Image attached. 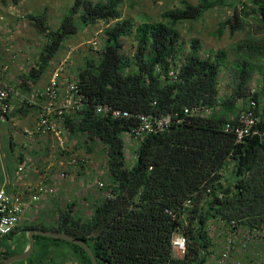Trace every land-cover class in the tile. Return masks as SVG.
Masks as SVG:
<instances>
[{
  "label": "trees",
  "instance_id": "trees-1",
  "mask_svg": "<svg viewBox=\"0 0 264 264\" xmlns=\"http://www.w3.org/2000/svg\"><path fill=\"white\" fill-rule=\"evenodd\" d=\"M121 4L122 0H76L59 28L43 31L47 41L37 66L31 68L24 82L39 80L66 37L76 35L75 23L89 27L112 21L103 31L105 40L98 59L87 56L77 67L73 79L80 92L90 104H107L134 115H170L173 123L166 131L141 140L133 164L128 166L124 135L136 125L135 119L103 118L88 106L75 120H69L66 127L75 135L78 148L87 153L99 147L104 150L108 183L99 190L105 191V196L92 206L88 221L75 215L76 202H71L62 210L57 208L51 225L36 222L18 228L4 239H14L20 231L23 247L12 251L7 246L0 253V264L24 250L26 232L32 229L65 233L86 242L99 264H206L213 245L208 232L211 220L227 225L231 220L250 224L259 216L264 218V106L260 107L258 93L244 88L253 69L246 68L249 64L245 60L238 63L235 67L240 82L231 97L221 99L218 80L226 52L218 50L201 58L197 39L190 41L185 52L177 32L178 24L199 20L205 12L223 5V0H199L195 5L183 2L180 8L161 14L160 21L137 26L130 18H122ZM249 4L237 10L238 6L229 3L234 5L233 14L218 24L213 35L219 37L228 31L232 37L243 31L246 14L242 13L247 9L264 25V1L249 0ZM36 23L42 27L41 20ZM126 37L135 41L131 56L122 51ZM174 69L177 74L171 78L168 73ZM238 99L245 100L243 105L248 100L256 102L260 131L240 143L222 126L241 109L236 106ZM194 106L213 110L208 116L183 114L184 108ZM225 170H230L226 186L212 187L207 198L205 189ZM188 198L191 207L179 210ZM165 209L177 211L178 220L167 216ZM177 224L187 237L183 259L173 258L170 251ZM34 242L35 248L40 246L39 257L33 258L34 248L29 258L14 264H48L53 249L62 244L73 250L77 264H91L86 252L70 242L37 235ZM4 246L0 242V248Z\"/></svg>",
  "mask_w": 264,
  "mask_h": 264
},
{
  "label": "rangeland",
  "instance_id": "rangeland-1",
  "mask_svg": "<svg viewBox=\"0 0 264 264\" xmlns=\"http://www.w3.org/2000/svg\"><path fill=\"white\" fill-rule=\"evenodd\" d=\"M199 0H122L120 12L122 18H130L134 25L137 26L144 22H157L161 19V14L167 10H175L180 8L183 2H188L192 5L198 3ZM243 0H223V5L209 10L196 21H183L177 26V32L180 35V42L183 43L185 52H188L191 44L190 41L197 39L200 43L199 55L201 58L207 57L210 52L223 50L227 54V60L221 68L218 80V89L221 99L231 97L234 87L240 82L237 75L238 63L246 61L247 69L252 67L249 83L245 84L244 88L250 93H258L260 95V107L264 106V25H262L256 17V14L250 10H244L242 14H246L244 18L245 26L243 31H238L234 36H230L228 31H225L221 36L213 35L218 24L230 18L233 14V6H228L229 3L235 4L237 10H240ZM76 0H0V46L8 44L10 47L0 49V62L2 65H10V70L17 75H21V71L37 66L38 58L40 57L43 44L47 41L44 30H56L64 22L65 17L70 16ZM243 16V15H242ZM36 20L42 21V27L36 23ZM113 22L105 23L97 22L94 26L83 27L81 23H75L77 33L74 36H68L63 41L60 50L53 57L50 65L43 71L37 82L38 87L42 86L49 79L51 71L61 62L65 63L66 76L73 78L76 75L78 65L82 64L85 57L94 59L99 57V51L103 47L105 36L103 31ZM122 51L126 55H133L136 49L135 41L131 37L122 39ZM237 49V53L235 52ZM242 56V57H241ZM236 63V64H235ZM26 68V69H25ZM29 71L28 75H29ZM50 73V74H49ZM49 74V76H48ZM47 79V80H48ZM245 101V100H244ZM242 99L236 102L237 107H243ZM220 110L219 108L217 109ZM3 128L0 127L1 133L7 135L10 131L11 135L17 140L15 133L17 128H11L7 123ZM69 145L74 146L73 152L82 151L76 149V137L68 132ZM125 140V157L126 164L131 166L135 158V148L138 143L126 134ZM19 139V138H18ZM18 146V145H17ZM77 146V145H76ZM84 151V150H83ZM76 153V152H75ZM89 162L85 165V170L78 175L77 172L69 170L73 183L62 182V185H70L74 191H70L66 196V192H57L52 202V206L46 205L42 212L38 214L42 219L54 218L57 215V208L61 210L65 205L71 202H76L73 212H77L79 217L88 218L92 212V206L100 203L105 196V191L99 190L108 183V172L106 167V157L102 147L94 152L87 153ZM87 170V171H86ZM92 170H97L95 174ZM229 175L230 170H225ZM68 174V175H69ZM76 181V182H75ZM98 183L103 186L99 187ZM61 187H59L60 189ZM72 199V200H71ZM53 203V204H52ZM76 216V217H77ZM223 225L218 221H212L210 224L209 235L213 242L217 245L215 253L217 254L222 243L226 241L223 237ZM41 249L37 244L33 258H38ZM246 253V252H245ZM255 248H251V252L246 253L247 257H241L234 253L233 259H240L244 264H252L257 260ZM52 258L48 259L53 264H77V258L73 250L65 244L55 247L51 252ZM252 261V263H251Z\"/></svg>",
  "mask_w": 264,
  "mask_h": 264
},
{
  "label": "built area",
  "instance_id": "built-area-1",
  "mask_svg": "<svg viewBox=\"0 0 264 264\" xmlns=\"http://www.w3.org/2000/svg\"><path fill=\"white\" fill-rule=\"evenodd\" d=\"M241 2L250 6L249 0ZM242 3L240 10L244 9ZM176 74L175 69L168 73L171 78H175ZM12 94L17 95L14 89L0 82V118L6 119L11 116L13 111L10 102ZM26 101L36 108V121L32 128H24L21 133L29 138L38 137L45 140L48 144L49 154L52 155L53 152H57L61 159L54 162L52 159L54 156L43 157L41 166H45V170H53L56 167L55 170L61 171L55 175L50 174L49 177H42V174H39L36 176L39 178L26 182L17 191L12 192L6 186L0 187V239L6 238L15 232L30 214L38 215L40 205L56 197L59 180H63L66 175L64 170L79 168L80 165L88 164L89 156L87 152L83 151L82 148H80L82 151L73 152L74 146L69 145V131L66 127L67 122L75 120L76 117L80 116L82 110L91 106L95 115L103 118L114 120L135 119L136 125L127 134L137 143L146 137L166 131L173 123V118L170 115L154 116L144 113L134 115L128 111L112 108L107 104H90L84 94L80 92L77 81L66 76L65 63L63 62L53 68L44 88ZM256 108V102L248 100L237 113L231 115L224 122L222 125L224 132L233 134L237 143L248 137L259 135V117L256 114ZM212 110L205 106L186 107L183 109V114L191 117L208 116ZM76 145L75 147L78 149ZM25 148L27 146L23 143L22 149ZM21 157L26 159L27 153L23 156L17 155L18 160L14 170L16 178L19 180L24 178L25 170L28 169V166L22 163L23 159ZM36 161L40 162L39 158ZM227 179H229V175L226 172L219 174V180L205 189L207 198L210 199L208 194L211 193L212 187L217 188L218 184L226 186ZM98 185L99 187L103 186L102 183H98ZM188 207H191L190 198L182 203L179 210L184 211ZM176 212L172 209H165L166 215L172 220H178ZM181 217H185L184 213L181 214ZM27 221L30 222L31 219ZM212 221H218L223 225V237L226 238V241L222 243L221 250L216 254L214 250L217 245L211 239L213 245L208 249L206 264H244L240 259L234 260L233 255L236 253L241 257H247L246 253L249 254L251 248H255L254 255L257 256L256 262L252 263L251 261V263L264 264L263 216L257 217L256 222L250 224L246 223L247 221H245V224H241L239 221L231 220L225 225L222 220L218 219L211 220L210 224ZM175 228L176 230L172 233L170 239L171 256L175 259H183L186 255L187 237L181 232L180 224H177ZM209 238H211L210 235Z\"/></svg>",
  "mask_w": 264,
  "mask_h": 264
},
{
  "label": "crops",
  "instance_id": "crops-1",
  "mask_svg": "<svg viewBox=\"0 0 264 264\" xmlns=\"http://www.w3.org/2000/svg\"><path fill=\"white\" fill-rule=\"evenodd\" d=\"M5 47H10V46L6 44L5 46L4 45L0 46V49L2 48L4 49ZM2 60L3 59H0V62ZM29 70L30 69L27 68V70H24L23 72L21 71V75L16 76V74L10 70V65H3V67L2 65L0 66V82L4 85L11 87L17 93V95L12 94L11 99H10L11 105L13 107L11 116H9L6 119L0 118L1 128L5 126L4 125L5 123H7L11 126V128H17V132L15 133H18L16 135L20 136L18 137L19 139L17 138L16 140L14 136L11 135L10 131H8L7 135H4L2 133L0 135V187L6 186L12 192L19 190L21 186L24 185L26 182L34 178H39V177H36L39 174H42V177H49L50 174L55 175L61 171V170H55L57 169L56 167H54L55 169L53 170H45L46 169L45 166H41V159L43 157L47 158L50 156L52 157L54 156L52 158L54 162L59 161L61 159L57 152H53L52 155L49 154L48 144L46 143L45 140H42L41 138H38V137L29 138V137L23 136V134L21 133V131L24 128H28V129L32 128V126L34 125L36 121V108H34L31 104H28V101L26 100L30 98L31 96H34L36 93L40 92L48 81L47 80L48 77H47L43 85L39 87L37 84L39 80L34 83L33 81L31 82L29 80L24 82V79H26V76L28 74L27 71ZM36 99H38V97H36ZM74 142L77 144V141H74ZM23 143L26 144L27 148L22 149ZM26 153H27V158L26 159H23L22 157L21 158L23 159L22 163L28 166V169L25 170L26 173L24 175V178L22 180H19L18 178H16V174L14 170L15 166L17 165V160H18L17 155L19 154L23 156ZM38 158L40 162L36 161L38 160ZM68 169H70V172L71 171L77 172L78 173L77 176H79V174H81L83 170H85V165H82V166L80 165L79 168H73V169L68 168ZM64 171L66 175L63 180H59L58 192L60 194L59 190H61L62 192H66V196H68L69 192L74 191V190L70 187V185H66V184L62 186L60 185L62 182L64 183L68 182V184L69 182L73 183L74 180L71 178V174L68 173L69 170H64ZM92 171L94 172H91V173L95 174L97 170H92ZM59 187L61 188L59 189ZM49 202H52V200L40 205L39 207L40 212H42V209H44L46 205L52 206ZM40 212L38 214H40ZM75 215H78V213L75 212ZM29 219H31L30 222L27 221ZM27 220L23 222L21 227L30 226L36 222H41L42 224H45V225H51L52 223L51 218L42 219L37 214H30L27 217ZM4 240H5L4 238L0 239L1 244L5 245L4 247L0 248V253H3L5 249H7L8 247L12 251L23 247L22 232L20 233V231H17L14 239H10V240L6 239L5 241ZM26 246L27 244L24 246V249L26 248Z\"/></svg>",
  "mask_w": 264,
  "mask_h": 264
},
{
  "label": "water",
  "instance_id": "water-1",
  "mask_svg": "<svg viewBox=\"0 0 264 264\" xmlns=\"http://www.w3.org/2000/svg\"><path fill=\"white\" fill-rule=\"evenodd\" d=\"M36 235L47 237V238H52V239H59V240L67 241V242H70L71 244L77 245L86 252V254L88 255L90 259L91 264H98L92 250L86 244V242L75 239L74 237L67 235L65 233L43 231L41 229L29 230L26 233L27 246L24 249V251L21 252L20 254L9 257L3 262V264H14V263H17V262H20V261H23L29 258L32 255L34 248H35L34 236Z\"/></svg>",
  "mask_w": 264,
  "mask_h": 264
},
{
  "label": "flooded vegetation",
  "instance_id": "flooded-vegetation-1",
  "mask_svg": "<svg viewBox=\"0 0 264 264\" xmlns=\"http://www.w3.org/2000/svg\"><path fill=\"white\" fill-rule=\"evenodd\" d=\"M90 218V216L88 217V218H85V220H83V221H88V219ZM87 244V243H86ZM88 245V244H87ZM89 246V245H88ZM91 249V248H90ZM99 264V263H98Z\"/></svg>",
  "mask_w": 264,
  "mask_h": 264
}]
</instances>
